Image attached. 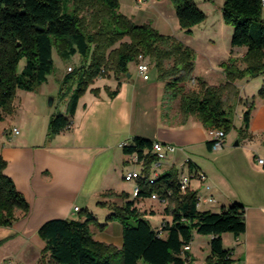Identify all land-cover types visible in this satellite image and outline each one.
<instances>
[{
	"label": "trees",
	"instance_id": "obj_1",
	"mask_svg": "<svg viewBox=\"0 0 264 264\" xmlns=\"http://www.w3.org/2000/svg\"><path fill=\"white\" fill-rule=\"evenodd\" d=\"M171 1L186 33L192 34L194 27L206 21L195 0ZM222 12L234 29L232 46L247 48L244 67L231 58L223 64L224 84L211 86L199 79L198 90L187 91L186 84L194 79L195 50L149 24L135 23L120 11V0H0V121L12 112L19 89L34 91L48 80L55 69L56 49L62 59L79 55L81 61L62 81L60 95L67 100V115H52L48 142L71 128L80 98L97 78L113 73L120 80L140 55L156 68L169 99L180 98L183 124L194 116L206 128L222 129L227 135L233 129L229 116L240 97L237 81L264 74V16L262 0H224ZM259 95L264 97V87ZM250 117L247 111L246 129ZM154 143L135 136L123 147L125 154L144 161L139 196L127 200L124 193H105L104 197L126 201L121 206L99 202L111 210L107 222L117 220L122 225V247L94 238L91 225L104 229L107 224H100L86 209L77 218L53 219L39 228L37 234L46 244L44 253L49 254V260L41 264H190L191 251L185 247L192 245L195 234L213 237L207 264H235L223 236L246 232L245 205L234 202L218 213L198 209L197 192L181 191L176 168L161 173L151 184V167L157 161ZM209 145L212 148L213 142ZM7 165L0 155V227H12L18 213L26 216L30 211L26 198L5 173ZM154 194L168 202L164 214L171 217L156 228L137 205L141 198Z\"/></svg>",
	"mask_w": 264,
	"mask_h": 264
},
{
	"label": "crops",
	"instance_id": "obj_2",
	"mask_svg": "<svg viewBox=\"0 0 264 264\" xmlns=\"http://www.w3.org/2000/svg\"><path fill=\"white\" fill-rule=\"evenodd\" d=\"M120 4L121 12H124L123 0H120ZM222 4L224 2L219 6L221 9ZM246 54V47L232 46L228 59L233 58L244 67L242 59ZM80 61L79 57L78 63L73 64L77 66ZM73 64L63 67L64 73L57 80L62 82ZM150 64L152 71L154 66ZM135 71V74L132 73L129 67V73L120 80L113 73L109 77L97 78L80 98L71 128L49 142L50 113L43 121L39 136H35L31 125L16 122L0 131V155L8 163L5 173L13 179L16 188L30 205L28 215L19 213V219L13 227L19 231L36 233L47 221L77 218L79 213L74 214L73 210L78 207L81 211L87 209L92 212L99 223L100 218L104 220L107 226L100 231L116 227L117 237L114 239H103L96 235L94 238L122 247V225L117 220L107 222L111 210L99 202L123 205L126 200L121 197L103 196L112 192L126 194L127 200L134 199V184L126 182L124 176L132 170L143 169V165L136 162L137 155L125 154L121 144L140 136L178 148L163 162L161 173L162 168L166 169L164 172L176 168L184 174L199 170L208 175L217 203L204 205L200 210L221 212L234 202L245 205L246 232L238 237L225 234L224 247L232 250L235 264H264V165L257 161L258 158L264 159V97L259 95L264 87V74L237 81L240 97L229 116L233 129L227 134L223 148L213 150L209 145L213 139L212 129L206 128L194 116L186 124L182 123L180 98L169 99L164 83L158 79V72L156 82H151V75L145 80L138 73L137 66ZM198 80L199 77L194 74V79L186 84V90H198ZM200 80L211 86H220L226 82V76L221 68L214 81ZM118 88V93L111 96ZM152 97L160 99L154 130L149 128L148 100ZM60 100L66 106L67 115V100ZM247 111L251 112L248 129L243 122ZM14 128L19 129V134L13 133ZM192 185L196 187L198 183L193 182ZM167 204L165 201L141 198L137 205L156 228L164 221H171V217L164 214ZM215 207L220 211H214ZM157 214H160L161 223L155 226L152 219ZM195 238L191 245L190 264H207L213 237L208 236L205 241L209 252L201 263L195 260ZM38 244L41 247L45 245L42 240Z\"/></svg>",
	"mask_w": 264,
	"mask_h": 264
},
{
	"label": "rangeland",
	"instance_id": "obj_3",
	"mask_svg": "<svg viewBox=\"0 0 264 264\" xmlns=\"http://www.w3.org/2000/svg\"><path fill=\"white\" fill-rule=\"evenodd\" d=\"M195 2L198 7L205 12L207 19L204 23L194 27L192 34H188L182 29L171 0H149L142 5H138L136 0H134V2L123 0L124 12L122 13H126L134 22L137 21L149 24L160 33L173 36L193 48L196 53L195 77L214 81L213 79L217 72L220 71L221 68L223 69V64H227L231 60V58L228 59V57L232 48L231 39L234 29L224 21L222 9L219 8L224 0H195ZM53 58L55 69L53 73L49 75L45 83L37 86L34 91H26L23 89L17 91L13 101L12 112L7 113L4 119L0 121V131H3L6 125L9 126L11 123L16 122L23 125H31L30 129L34 131L35 136H39L42 133V124L47 113L51 114L50 118L57 113L66 115V106H64V102L60 100L62 82L57 80V77L63 75V67L68 64L78 63L79 55L70 60H65L59 56L55 49ZM223 61L225 62L221 63ZM24 65L25 61L23 60L19 65V71L23 69ZM71 66L73 68L76 67L74 64ZM136 66V62H132L129 65L131 72L134 74L136 72ZM156 74L157 70L154 67L150 72L152 77L151 82H156ZM194 85L195 84H193V86ZM148 101L150 106L149 128L151 130L153 128L154 130L156 126V108H159L160 99L159 97H152ZM156 101L158 103L157 105ZM178 114L180 113L178 112ZM162 170L164 172L166 169L162 168ZM213 209L214 211L219 210L216 207ZM157 215L156 218L152 219L155 226L161 223L159 219L160 214ZM100 219V224H105L104 220H102V218ZM92 233L96 235V237L100 236L103 239L105 237L107 239H114L117 235V230L116 227H109L106 231L102 232L96 225H93ZM195 235L196 238L193 248L195 260L201 263L204 261L206 253L209 252V247H205V241L208 240V236ZM39 240H41V238L37 232L19 231L13 226L0 227V264H41L43 260H49V254L44 253L46 244L44 247H41L38 244ZM139 264H143V262Z\"/></svg>",
	"mask_w": 264,
	"mask_h": 264
},
{
	"label": "built area",
	"instance_id": "obj_4",
	"mask_svg": "<svg viewBox=\"0 0 264 264\" xmlns=\"http://www.w3.org/2000/svg\"><path fill=\"white\" fill-rule=\"evenodd\" d=\"M149 0H136L138 5H142ZM262 13L264 16V0H262ZM73 67L68 68V72H72ZM137 71L138 73L145 79L148 80L150 78L151 64L147 60L146 56L140 55L137 61ZM19 129L14 128L13 133L19 134ZM212 142L213 150H220L223 148L226 138V133L222 129H212ZM125 142L121 144L123 148ZM177 147L171 144H163L161 142H155L153 146L154 154L157 156V161L153 163L151 170L152 175L150 178V183L154 184L158 176L161 174V166L163 162L167 159L169 154H174L177 151ZM258 163L264 165V159H257ZM137 163H142L144 167V161H140L138 157L136 158ZM187 163H190V160H187ZM143 169L141 170H132L125 174L124 179L126 182L133 183V197L137 198L140 194L141 187L138 184V180L142 177ZM179 184L180 189L183 193L188 190H194L197 192V208L201 209L204 205H214L217 203V199L213 194V185L211 184L208 175L199 170H190L188 174H184L179 172ZM193 182H197L198 186L194 187ZM151 199L160 200L157 194L152 195ZM74 214H78L81 212L80 208L75 207L73 210ZM186 251H191V246L185 247Z\"/></svg>",
	"mask_w": 264,
	"mask_h": 264
},
{
	"label": "water",
	"instance_id": "obj_5",
	"mask_svg": "<svg viewBox=\"0 0 264 264\" xmlns=\"http://www.w3.org/2000/svg\"><path fill=\"white\" fill-rule=\"evenodd\" d=\"M236 145H238V144H236Z\"/></svg>",
	"mask_w": 264,
	"mask_h": 264
}]
</instances>
